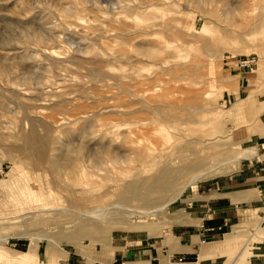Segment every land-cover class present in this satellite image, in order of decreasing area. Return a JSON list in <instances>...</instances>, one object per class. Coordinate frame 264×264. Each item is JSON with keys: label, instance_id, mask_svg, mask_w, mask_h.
<instances>
[{"label": "rangeland", "instance_id": "rangeland-1", "mask_svg": "<svg viewBox=\"0 0 264 264\" xmlns=\"http://www.w3.org/2000/svg\"><path fill=\"white\" fill-rule=\"evenodd\" d=\"M261 139L264 0H0V264L137 246ZM225 243L264 264V209Z\"/></svg>", "mask_w": 264, "mask_h": 264}, {"label": "crops", "instance_id": "crops-1", "mask_svg": "<svg viewBox=\"0 0 264 264\" xmlns=\"http://www.w3.org/2000/svg\"><path fill=\"white\" fill-rule=\"evenodd\" d=\"M264 150V139L259 142ZM252 164L197 186L183 205L166 211L159 222L135 221L126 237L139 245L130 248L114 242L97 253L92 264H225L234 244L225 243L232 227L249 221L264 209V166L257 154ZM258 160V161H257ZM213 228V229H212ZM123 238V237H121ZM206 241L203 242V239ZM183 258L179 261V258ZM229 264H236V258Z\"/></svg>", "mask_w": 264, "mask_h": 264}, {"label": "built area", "instance_id": "built-area-1", "mask_svg": "<svg viewBox=\"0 0 264 264\" xmlns=\"http://www.w3.org/2000/svg\"><path fill=\"white\" fill-rule=\"evenodd\" d=\"M239 62H240V65L242 67H245V68L249 69L250 71H254L255 68L257 67V58L255 55L245 56L242 59H240ZM205 241H206V238L203 239V242H205ZM178 260L182 261L183 258L180 257Z\"/></svg>", "mask_w": 264, "mask_h": 264}, {"label": "bare ground", "instance_id": "bare-ground-1", "mask_svg": "<svg viewBox=\"0 0 264 264\" xmlns=\"http://www.w3.org/2000/svg\"><path fill=\"white\" fill-rule=\"evenodd\" d=\"M36 238V237H34ZM34 238L31 240V243H30V247H29V250H32L34 248V245H35V240ZM24 255H28V251H25L23 252Z\"/></svg>", "mask_w": 264, "mask_h": 264}]
</instances>
